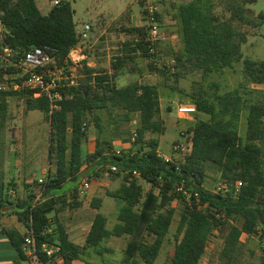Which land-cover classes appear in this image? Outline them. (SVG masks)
I'll list each match as a JSON object with an SVG mask.
<instances>
[{
    "label": "trees",
    "instance_id": "trees-1",
    "mask_svg": "<svg viewBox=\"0 0 264 264\" xmlns=\"http://www.w3.org/2000/svg\"><path fill=\"white\" fill-rule=\"evenodd\" d=\"M170 1L182 44L175 58L178 64L208 77L234 69L243 62L248 82L264 85V60L245 59L242 52L248 35L241 27L256 26L255 20L247 15V6L259 0H220L217 3L215 0H190L182 4ZM220 4L224 5L222 14L216 12ZM158 18L160 20V13ZM0 19L8 30V34L0 36V53L4 49L25 52L47 44L59 51L55 57L57 65L64 66L66 62L71 65L69 56L79 41L70 2L63 1L44 15L36 0H0ZM131 32H144V28H134ZM138 54L145 59L148 57L142 43L133 41L125 44L115 58L112 74L84 67L82 77L75 85L61 89L63 98L57 109H52L46 97L26 100L28 111H41L50 123L49 152L55 168L49 170L44 183L26 186L25 197L20 196L15 202L10 200L9 192L16 185H5L0 178V209L12 207L39 247L44 243L59 245L58 257L64 264H72L73 260L92 254L109 253L110 249L103 245L105 240L133 236L143 224L146 234L153 240L130 242L127 255L130 264H155L173 223L172 202L181 199L184 210L171 264H199L209 248L210 237L215 231L222 230L227 233L220 258L223 264H239L243 234L259 235L264 240V103L256 102L246 107L247 127L241 135L239 126L244 111L239 90L224 94L218 91L213 95L202 91L193 99L198 109L191 130L193 148L177 168L176 164L167 163L159 156V139L145 142L147 133L163 135L166 131L160 119L158 88L147 83L119 88L112 83L126 66L136 63ZM148 64L153 70L155 64ZM7 71L13 72L12 69ZM1 72L5 70L0 69ZM2 96L7 97L6 94ZM5 107L4 101L1 102L0 108ZM112 108L122 111L126 121L139 114L140 125L133 145H141L140 149L123 151L118 156L111 151V144L103 148L99 141L95 151L87 153L83 129L88 114ZM95 119L100 127L101 118ZM144 145L148 148L146 151ZM85 165H91L95 179L101 177L105 168L116 166L118 171L113 174L124 175L125 182L118 190L107 194L123 203L118 212V223L109 229L107 216L99 212L86 244L78 246L69 240L60 220V214L70 204L67 191L59 194V190L67 182L79 181ZM209 165L216 166L221 177L231 184L243 183L237 196L214 194L204 186ZM135 171L140 173L139 178L132 176ZM143 182L151 185L152 189L147 193ZM156 187L160 190L158 195L153 192ZM184 191L190 194L189 197ZM74 192V198H77L78 189ZM39 193L42 198L35 204ZM101 206L102 200L96 198L93 207L100 210ZM234 220L241 221V226L233 224ZM4 231L24 256V238L10 229ZM262 251L261 264H264V248ZM55 260L45 259V263L51 264ZM87 264L94 263L87 261Z\"/></svg>",
    "mask_w": 264,
    "mask_h": 264
},
{
    "label": "rangeland",
    "instance_id": "rangeland-1",
    "mask_svg": "<svg viewBox=\"0 0 264 264\" xmlns=\"http://www.w3.org/2000/svg\"><path fill=\"white\" fill-rule=\"evenodd\" d=\"M37 4L47 13L50 9L49 0H36ZM72 4L74 10V20L82 28L87 23L92 26L91 41H96L92 50L100 53L99 49L103 42L111 47L130 44L138 40L143 32H131L134 28H143L144 5L146 0H61ZM190 0H176L175 3H188ZM216 3L220 0H215ZM170 0H162L159 4L160 22L165 32V41L159 46L158 62L153 70L150 68L145 57L138 54L135 62L130 63L112 80L113 84L119 88L131 84L147 83L154 85L159 90L160 95V119L166 126L163 135L147 133L145 142L156 138L159 139L160 156L177 159L174 155L173 147L179 141H189L191 139V130L196 121L180 118L177 114V107L180 104H194L193 99L198 97L202 91L213 95L215 92L224 94L239 90L238 95L243 99V113L239 126L240 134L246 132V107L252 103H264L261 96V89L264 85L257 86L250 84L244 76V64L241 62L234 69H227L220 73L211 74L204 77L201 72L194 71L190 67H183L176 62V53L181 48L180 34L178 25L175 24L173 15L174 8L171 7ZM247 15L255 20L256 26H242L243 32L248 35L247 42L242 46V52L245 59L256 62L264 60V0H259L255 4L248 5ZM224 5L216 7V12L222 14ZM137 36V37H136ZM118 50V49H117ZM98 51V52H97ZM119 52L111 49L110 53ZM105 60V59H104ZM175 61V63L173 62ZM1 66L5 64L0 62ZM105 66V64H104ZM101 70H106L101 67ZM100 70V71H101ZM82 72V71H81ZM80 72V73H81ZM9 73L8 71L0 73L2 77ZM77 72H75V75ZM217 86V87H216ZM27 94H18L13 96L12 100L5 103L6 107L0 108V178L7 185L15 184L14 193H10V200L16 199L26 192V186L33 185L38 180L46 181V173L55 168V163L50 159V123L44 113L41 111H28ZM3 96L0 95V104L3 102ZM95 117L101 118L100 127L97 126ZM199 116L198 118H200ZM203 118V117H201ZM86 141L84 149L90 153L96 149L98 142H101L103 148L108 144L112 145L113 152L122 150L137 151L141 145L134 144V136L139 122V114L132 115L130 121L124 120L123 112L112 108L111 110H100L88 114L86 121ZM148 148L144 145V150ZM86 174V173H85ZM86 176V175H85ZM221 178L218 168L209 165L205 176L204 186L213 190ZM94 182L97 191L96 195L103 200L101 212L108 218V228L113 229L118 223V212L123 204L117 199L109 197L107 194L116 191L124 182V175H117L104 169L100 178H89ZM32 182V183H31ZM79 181L67 183L59 191L76 186ZM40 183V182H39ZM144 191H150L151 185L143 182ZM12 189V188H11ZM159 188H153V192L158 195ZM16 193V194H15ZM72 205L67 211L63 212L62 218L69 223L79 203H84L80 198H74L72 195ZM175 210L173 223L168 238L162 247L158 260L159 264H171V255L177 244V229L184 210V204L181 199H176L171 205ZM86 208L91 211V204ZM54 219V215H52ZM64 216V217H63ZM88 221V220H87ZM233 224L241 226V221H233ZM227 230L215 231L210 237L209 259L210 264H223L220 258L224 246V238ZM141 240L152 241L153 238L146 234L145 226L142 224L137 233L133 236L125 235L123 237H112L103 242V245L112 248V252L103 256H91L81 258L87 262H97L98 264H124L126 257L125 249L130 242H140ZM241 248L239 253V264H261L264 248V240L259 235L242 236Z\"/></svg>",
    "mask_w": 264,
    "mask_h": 264
},
{
    "label": "built area",
    "instance_id": "built-area-1",
    "mask_svg": "<svg viewBox=\"0 0 264 264\" xmlns=\"http://www.w3.org/2000/svg\"><path fill=\"white\" fill-rule=\"evenodd\" d=\"M162 0H146L144 5V32L136 40L138 43H142L144 49L147 51L148 57L147 63L157 64L159 55V46L165 41V32L163 31L161 22L158 18L159 4ZM53 6H58L62 3L61 0H51ZM92 32V26L90 24H83L82 29L77 31L78 44H86L89 42ZM8 34V30L0 19V36ZM59 53L58 49L47 45H37L25 52H15L11 49H4L3 53H0V62L4 63V66L0 65V69L5 71L12 69L13 72L5 74L0 81V95L6 94L7 97H13L18 94H27L35 99L46 97L51 102L52 109L58 108V102L62 100L63 95L61 89L66 85H75L77 82V76L74 75L76 69L72 65L66 62V65L59 66L56 63L55 57ZM72 54V53H71ZM69 59L73 63L75 62L72 55ZM175 63V61L173 60ZM177 114L180 118L190 119L196 121V115L198 109L194 104H180L177 107ZM86 131V124L84 129ZM136 135L134 136L135 140ZM133 140V141H134ZM193 148L192 141H179L174 145L173 151L177 159L168 158L167 156H160L165 162H171L180 168V161L191 153ZM122 150H116L114 154L121 156ZM118 168L116 166L108 167V172L116 173ZM48 175V173H47ZM132 176L135 178L140 177V173L132 172ZM40 183H44V180H39ZM243 186L242 182L231 184L228 180L220 178L213 190H210L214 194L228 195L232 194L237 196ZM91 189V181H82L78 188V196L83 197ZM182 191V188L179 189ZM184 194L189 197L187 191ZM42 198V193H39L35 204ZM34 204V205H35ZM260 233V229L258 228ZM61 252L59 245L44 243L40 247L37 245L36 240L32 233H29L24 237L23 242V254L29 264H46L45 259L62 261L58 255ZM64 263V262H63ZM52 264V262H51ZM72 264H87L82 259L73 260Z\"/></svg>",
    "mask_w": 264,
    "mask_h": 264
},
{
    "label": "crops",
    "instance_id": "crops-1",
    "mask_svg": "<svg viewBox=\"0 0 264 264\" xmlns=\"http://www.w3.org/2000/svg\"><path fill=\"white\" fill-rule=\"evenodd\" d=\"M49 3H50V9L48 10V12L46 14H48L50 12V10L54 7L53 4L51 3V0H49ZM38 7H39V5H38ZM39 9L41 12H43L40 7H39ZM42 14L46 15L45 13H42ZM174 22H175V24L178 25L176 20ZM75 24H76V31H80L82 28L79 27V23L75 22ZM178 29H179V26H178ZM179 34H180V31H179ZM96 41L89 40V42L86 44L79 43L71 52L72 53L71 55L75 61V62L71 63V65L74 67V69H76L77 74L75 75V72H74V75L77 76V80H79V78L82 77V74L80 72L84 69V67H88V68L93 69V70L100 72V73H103V72H106L108 74L113 73L112 63L114 62L115 58L118 56L119 52L123 49V45H120L117 47H111L108 43L103 42V44H101V46H100L101 48L99 49L100 53H95L92 50L94 49V46L97 43ZM180 41H181V38H180ZM180 46L182 47L181 43H180ZM114 48L116 49V51H119V52L110 53V50L114 49ZM180 50H181V48H180ZM180 50H178V51L180 52ZM178 53H176V54H178ZM104 64H105V66H104ZM101 67H105L106 70H101ZM260 89H261V92H260L261 96L264 98V88H260ZM12 98L13 97H5L3 101H5V103H7L10 100H12ZM203 118H206V117L203 116ZM94 151H92L90 153H93ZM90 168H91V165H85V167L81 173L78 184L76 186L74 185L73 187L65 190V191H67L68 202L70 205H72L71 204L72 203L71 197H72V195H73V197L75 195L74 189L75 188L78 189L80 187L82 181L87 180V179L90 180L89 178L91 176H93ZM46 175H47V173H46ZM124 182L122 183V185L124 184ZM67 183H71V182H67ZM67 183H65V185ZM5 185H7V184H5ZM94 185H95L94 182L91 181V189L83 197H80L77 194V197L84 200V203L83 204L80 202L78 203V208L76 209L75 214L73 215V218L69 223H67L64 220V218H62L63 213L60 214V220L66 228V232L68 234L69 240L78 246H84L86 244V241H87L89 232L91 230V227L93 225V222L95 220V217L99 212H101V209L103 206V205L101 206L100 210H97L93 207V201L96 198H98V196L95 193V191H97V189ZM14 192H15V190L12 189V190H10L9 194L14 193ZM62 193L63 192L59 191V194H62ZM21 196H24V193ZM89 203L92 206L91 211H89L86 208L87 204H89ZM102 204H103V200H102ZM4 229H10V230L14 231L15 233L19 234V236H21L23 238L26 237L30 233L27 226L19 220L17 215H15L12 207L11 208L6 207V208L0 209V264H29V262L26 260V258L24 256H22V253L12 243L11 239L9 238L8 234L4 231ZM128 236L130 237V235H128ZM242 236H248V235L243 234ZM223 241H225V238ZM54 245H57V244H54ZM109 249H110V252H112L113 249L112 248H109ZM174 250H175V248H174ZM124 251H125L126 257L123 260V263L124 264H130V259L127 255V247ZM173 253H174V251L172 252V255H173ZM209 255H210L209 250H207L199 264H210ZM96 256H98V255H96ZM158 258H159V256H158ZM158 258H157L155 264L160 263V259L158 260ZM52 262H53L52 264H64L60 260L59 261L55 260ZM92 263L98 264L95 261H93Z\"/></svg>",
    "mask_w": 264,
    "mask_h": 264
}]
</instances>
